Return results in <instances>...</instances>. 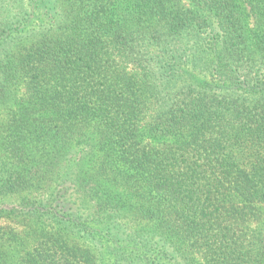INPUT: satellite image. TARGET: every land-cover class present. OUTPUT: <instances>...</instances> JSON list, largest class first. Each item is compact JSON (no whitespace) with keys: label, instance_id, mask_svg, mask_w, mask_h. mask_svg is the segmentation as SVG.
Here are the masks:
<instances>
[{"label":"trees","instance_id":"1","mask_svg":"<svg viewBox=\"0 0 264 264\" xmlns=\"http://www.w3.org/2000/svg\"><path fill=\"white\" fill-rule=\"evenodd\" d=\"M0 264H264V0H0Z\"/></svg>","mask_w":264,"mask_h":264}]
</instances>
